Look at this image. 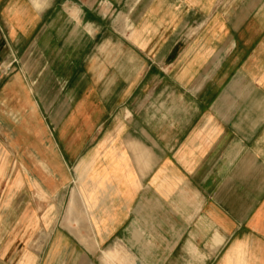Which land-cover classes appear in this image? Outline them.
Listing matches in <instances>:
<instances>
[{
    "label": "crops",
    "instance_id": "obj_1",
    "mask_svg": "<svg viewBox=\"0 0 264 264\" xmlns=\"http://www.w3.org/2000/svg\"><path fill=\"white\" fill-rule=\"evenodd\" d=\"M138 4L0 0V264H264V0Z\"/></svg>",
    "mask_w": 264,
    "mask_h": 264
},
{
    "label": "rangeland",
    "instance_id": "obj_2",
    "mask_svg": "<svg viewBox=\"0 0 264 264\" xmlns=\"http://www.w3.org/2000/svg\"><path fill=\"white\" fill-rule=\"evenodd\" d=\"M35 6H39L41 0H31ZM48 3L62 9L67 16L77 19V21H85L83 26L91 29L98 37V42L106 36H111L117 39L123 31L131 29L132 20L136 6H139V0H122L119 5H113L112 1L108 0H45ZM92 20V24L88 23ZM23 56L1 55L0 56V97L9 89L3 88L6 80L13 78L21 65ZM9 92V91H8ZM16 121H11L7 118H2L0 128L3 130L11 128ZM11 149L5 141V136L0 134V160H4L5 155L9 156ZM4 173V172H3ZM4 183V181H3Z\"/></svg>",
    "mask_w": 264,
    "mask_h": 264
}]
</instances>
